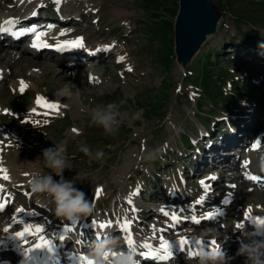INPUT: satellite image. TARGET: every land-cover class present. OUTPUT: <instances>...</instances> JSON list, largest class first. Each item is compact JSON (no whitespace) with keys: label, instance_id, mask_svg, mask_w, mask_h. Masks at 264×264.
Wrapping results in <instances>:
<instances>
[{"label":"rangeland","instance_id":"1","mask_svg":"<svg viewBox=\"0 0 264 264\" xmlns=\"http://www.w3.org/2000/svg\"><path fill=\"white\" fill-rule=\"evenodd\" d=\"M178 1L64 0L57 4L56 0H42L46 10L43 16H54L59 25L60 18L66 21L65 27L56 30L83 37L91 49L103 44L109 56L97 54L83 59V55H70L65 59L67 55H50L47 59L28 49L22 53L25 48L20 46L12 58L6 57L5 51L16 49L0 45V70L4 75L11 72L10 65L16 71L22 69L0 81V130L5 136L0 138V144L4 142V154L10 150L0 158L6 160L2 168L7 170L8 180L17 184L6 192L10 205L0 211V228L18 220L21 216L16 209L24 207L22 214L35 213L34 224L46 226L48 235L57 237L64 231L72 219L55 214V205L48 197L31 191V174L49 171L43 166V150L61 145L69 165L65 179L88 177L76 183L93 209L84 215L88 219L112 220L115 225L128 218L141 234L153 236L169 228L174 229L175 237L183 231L208 235L215 232L220 235L216 242L224 247L219 249L223 257L215 264H250L239 251L248 241L235 220L244 219L249 207L264 210V191L241 179L245 153L240 155L234 146L240 137L248 144L253 134L264 133V0H214L225 12L224 20L185 73L177 66L173 52ZM29 2L36 8L41 1L0 0V17L22 10ZM214 53L213 61L207 62V56ZM20 55L33 59V66L15 63ZM204 64L224 66L227 83L221 85L223 94L206 93L202 74L209 67L204 68ZM47 66H53L56 73L44 70ZM18 80L28 82L24 92L15 86ZM232 91L237 94L236 100L225 103ZM38 96L59 104V110L45 114L36 103ZM108 103L119 106L122 121L114 135H105L101 127L91 123L92 110ZM139 109L144 110L143 119H133ZM209 135L212 138L208 141ZM204 139L208 146L201 144ZM83 147L89 149L88 154L81 151ZM235 151L237 154L232 155ZM209 176L217 179L210 181L205 203L196 205L193 211L192 206L204 195L199 182ZM233 184L235 188L230 187ZM138 187L140 192L135 194ZM101 188L103 191L97 195ZM173 192L178 195L174 201L169 197ZM229 194L232 203L225 216L206 219L204 214L197 215L201 220L198 225L186 217L176 229L178 224L172 227L170 218L160 211L171 208L178 214H202L208 210L203 205L221 207L219 204ZM129 197L137 211L127 203ZM40 199L50 205V211L44 209ZM218 221L223 224L218 225ZM81 225L87 227L83 222ZM114 228L109 227V233ZM169 230L165 234L170 236L174 231ZM118 231L115 235L119 237L122 232ZM72 234L68 236L69 242H74L69 245L71 253L79 250ZM88 236L98 234L91 231ZM35 238L27 239L30 243ZM252 245L255 244L247 246ZM9 247L5 257L14 245ZM173 264H197V258L185 257Z\"/></svg>","mask_w":264,"mask_h":264},{"label":"snow or ice","instance_id":"2","mask_svg":"<svg viewBox=\"0 0 264 264\" xmlns=\"http://www.w3.org/2000/svg\"><path fill=\"white\" fill-rule=\"evenodd\" d=\"M21 2H23V0H21ZM56 3L59 4L61 3V0H56ZM18 21L16 20V18H9L8 20H6L3 25H0V33H8L9 31H11V34L13 36H23L25 33H34L35 34V38L32 42V47L34 48H50V47H55L57 50L59 51H63L67 48H83L84 45V38L83 37H78L75 40H63L60 41L59 43L52 45L50 43H48L47 40L44 39V37L47 35V33L45 31H40L38 30L36 25H33L31 27H19L17 29L16 25H17ZM11 25L12 28L10 29L8 26ZM49 28L54 27L53 25H49ZM65 32H61L60 35L63 36L65 35ZM121 60L125 59L124 57L120 58ZM131 71V68L129 69ZM0 76H2V70H0ZM94 79V78H93ZM27 88V84L24 81L20 82V91L24 92L25 89ZM36 103L38 105H40L41 107L47 108V109H52V110H59L60 105L56 104V103H50L48 102V100L45 99V97L43 96H38L36 99ZM7 112V110H5ZM75 131V130H74ZM262 144H264V141L261 140H256L254 142V144L252 145V148L254 150L259 149ZM250 162H245V165H247ZM0 176H2L3 179L7 180L10 179V177L7 175V170L4 168H0ZM246 178L248 180L251 181H262L264 180V177L260 176V175H248L246 174ZM217 179V177L215 176H209L206 177L204 179L200 180V185L203 187L204 190V195L200 196L199 199L195 202V204L192 206L193 211L196 210V205H200V204H204L205 200L207 198V195L209 193V191L211 190V184L210 181ZM231 188H235L236 185L233 184L230 186ZM3 190V185H0V192H2ZM31 191L33 192V190L31 189ZM103 189H97V195H99L100 192H102ZM140 192V188L138 187L135 190V194H138ZM34 193V192H33ZM230 195V194H229ZM127 203L132 207V211H137L134 207V201L131 197L128 198ZM223 204H230L231 201L228 198V196H226L223 200H222ZM9 204V200L8 198H3L0 199V211L5 210L8 207ZM160 211L163 213L164 216L169 217L170 220L172 221V227H175L177 224L182 222V219H186V218H182L181 215H179L177 212L175 211H169L166 210L165 208H161ZM16 212L18 213H23L25 212V208L24 207H20L18 209H16ZM222 211L217 208L216 211H209L207 213H205V218L206 219H212L218 215H222ZM33 215H35V213H33ZM246 219H249L253 224H256L262 228H264V216L261 215H253V209L251 207H249L247 209V211L244 214ZM15 220V217L13 218ZM191 222L193 224H200L201 220L199 218V216L197 215H193L191 217ZM16 223L18 224H23V227L18 230L15 231L14 234L11 236L12 239H16L19 240L21 242V244L23 245V247L21 248L22 254L24 256L27 257V259L29 261L35 260V256L33 255L34 253L37 252H43L46 251L50 254H55L56 251V246L53 243V240L51 238H49L47 235H45V226L41 225V224H33V223H25L23 221H19L16 220ZM93 223H97L96 221H93ZM134 221L128 219V218H124L122 221H116V224L113 225V221L112 220H107L104 222H99L97 224V227L99 229H105L107 230L109 227H119V229L125 233V239L127 241V246L133 249H137V243L136 240L134 239L133 236V232H132V225H133ZM237 228H242L244 227V225L242 223H238L236 225ZM11 228V225H9V227H6L4 229V231L7 233L9 232ZM153 230L155 231V226H152ZM65 233H68L70 231H72V229H70L67 225L64 228ZM161 232L164 231V229L160 230ZM27 237H37L35 243H33L31 246H27L29 241L27 239ZM98 239H104L103 236H97ZM60 241L65 240V235H60L59 237ZM160 243H159V247L153 245L151 242L145 241L143 242V244L140 246L143 250L140 251L138 254L144 258H158L161 260H169L170 258L173 257L174 253H173V246H172V242L165 239L163 236H160ZM196 243H203L202 240H197L195 241ZM179 244L181 246V248H185L187 246H190L191 241L187 236H180L179 238ZM211 244L214 247H218L217 242L215 240L211 241ZM113 255H115V253H113ZM189 255L195 257L196 253L193 251H189ZM105 258H107V254H105ZM79 261L80 264H95V261L90 259L88 256L86 255H80L79 256Z\"/></svg>","mask_w":264,"mask_h":264},{"label":"clouds","instance_id":"3","mask_svg":"<svg viewBox=\"0 0 264 264\" xmlns=\"http://www.w3.org/2000/svg\"><path fill=\"white\" fill-rule=\"evenodd\" d=\"M143 112V109H139L133 114V119L142 120ZM119 117V106L116 103H108L92 110L91 123L101 127L105 135H114L122 123ZM81 151L89 153L87 147H83ZM97 155L102 156L103 153ZM42 162L44 168L49 171L36 170L31 174L33 192L48 197L54 203L56 214L59 216L71 219L78 215L90 214L93 211L91 204L86 199L85 193L76 186L77 181L88 177L76 176L74 179H65L64 172L69 168L65 148L55 145L44 149ZM239 251L246 255L250 264H264V236L258 237L255 245H246ZM88 257L94 260L95 264H137V253L122 248L118 241L111 237L95 242ZM222 257V251L202 250L198 254L197 264H209V261L215 264Z\"/></svg>","mask_w":264,"mask_h":264},{"label":"water","instance_id":"4","mask_svg":"<svg viewBox=\"0 0 264 264\" xmlns=\"http://www.w3.org/2000/svg\"><path fill=\"white\" fill-rule=\"evenodd\" d=\"M174 20L176 63L186 72L204 45L219 32L224 11L214 0H179Z\"/></svg>","mask_w":264,"mask_h":264},{"label":"bare ground","instance_id":"5","mask_svg":"<svg viewBox=\"0 0 264 264\" xmlns=\"http://www.w3.org/2000/svg\"><path fill=\"white\" fill-rule=\"evenodd\" d=\"M34 1H38V0H34ZM41 2H38V4L36 5L35 4V6H36V8H37V6H43L44 4H45V2L44 3H42V0H40ZM62 1H64V0H62ZM32 4V3H31ZM31 4H29V5H31ZM34 5V4H33ZM36 8H34L33 6L30 8H27V10H34V9H36ZM58 17V16H57ZM60 20H65V19H62V18H60ZM67 33L68 34H70V32H68L67 31ZM69 36H66V35H63V36H61L60 34H59V36L57 37V35H50V36H48V38H49V40H50V42H52L53 44H56V42H57V39H60V40H65L66 38H68ZM3 39H5L6 40V38H3ZM19 44V43H18ZM17 44V45H18ZM88 45H90L89 43H87ZM2 46H7V45H5V44H1ZM93 46V45H92ZM91 47V46H90ZM90 47H86V48H89V52L87 53V54H90L91 56H93V55H100V54H102V55H104V56H109V54L107 53L108 51H107V46H105L104 47V45L103 44H101L100 46H96L95 48H93V49H91ZM102 47H104V50H102L101 48ZM9 48H12V47H9ZM16 50H13V51H5L6 53H5V56L6 57H16L17 56V54L19 53V48L17 49V47L15 46L14 47ZM21 49V48H20ZM28 49V51H31V52H33L34 54H36L35 52H34V50H31L30 48H25L24 50H27ZM95 49H97V51L95 50ZM1 50H3V49H0V56H1ZM10 50V49H9ZM15 51H18V52H15ZM82 52H85L84 50H82ZM67 54V53H66ZM62 56H65V55H62ZM11 60V59H10ZM63 60V59H62ZM15 63H19V65H20V63H23V65L25 66V64L27 63L28 64V66H30V67H32L33 66V62H34V60L33 59H26V58H23L22 57V55H20L19 56V58L17 59V60H15L14 61ZM36 64H37V62H36ZM66 64V63H65ZM13 65H14V63H13ZM21 68H23V66L21 65L20 66ZM50 70L49 72L50 73H53V74H55L56 73V71L53 69V66H47L46 67V69L44 68V70ZM22 69H20L19 68V70L18 71H16V70H14L13 69V66L12 65H10V73L9 74H6V75H4L3 73H2V76L0 77V81L1 80H4V79H8V77H9V75L11 76L12 74L14 75V74H17L18 72H20ZM33 74H31V76H32ZM33 79V82H34V80H36L35 78H32ZM20 82H21V80L19 81H17L16 82V87L17 88H19L20 87ZM26 84L28 85V82H26ZM29 87V86H28ZM71 101V100H70ZM66 102V101H65ZM68 102V101H67ZM226 132V131H225ZM4 134L1 132V130H0V138L1 139H4ZM9 137V136H8ZM210 138H212V135H209L207 138H206V140H210ZM13 139V138H12ZM206 140L204 139L203 141H202V143L201 144H204V147H205V145L206 146H208V144L209 143H206ZM3 142V141H2ZM3 144H4V142H3ZM1 145L0 144V156H2L3 158H5L6 157V155H7V153H9L10 154V150H7L6 151V154H4V145ZM262 146L264 147V144H262ZM201 147L203 148V146L201 145ZM218 147H216V149L215 150H218L217 149ZM6 149V148H5ZM202 150H204V148L202 149ZM2 157L0 158V168H2L3 166H2V164H4L5 165V167H6V164H5V159H2ZM250 162V163H248L247 165H245V162ZM245 162H244V168H245V171L242 173V175H241V179L242 180H244V181H249L247 178H246V174H248V175H250V173H247L246 172V169L247 168H251V169H256L254 166H259L258 167V169L260 170V172H258L257 173V175H261V176H264V160L262 161L261 160V158L260 157H256L255 156V153H252L249 157H248V159L246 160ZM1 178H2V176H0ZM3 179V178H2ZM246 183V182H245ZM244 183V184H245ZM226 197V196H225ZM231 197V195H228V198L229 199H231L230 198ZM3 198H5V196L4 197H2L1 199H3ZM232 203V202H231ZM230 203V204H231ZM230 204H225V205H222L221 207L219 206L218 208L222 211V213L224 212V211H226L228 208H229V206H230ZM216 209L217 208H215V209H212V210H210V211H216ZM253 209V215H261V216H263L264 215V210H261V209H258V208H252ZM245 211V210H244ZM247 211V210H246ZM245 211V212H246ZM205 213V212H204ZM18 214H20V216L22 217V216H24V218H23V220H21V217H19V221H23V222H25V223H33L34 224V220H36L37 219V217L35 216V215H33V214H30V215H23L22 213H18ZM194 214V213H193ZM186 215H187V213H182L181 214V216L182 217H186ZM197 215H199V214H197ZM18 216V215H17ZM32 221V222H31ZM244 222V223H243ZM238 221V223H242V224H244V225H247V224H245V221ZM247 223L252 227V230L255 228L254 226H253V223L248 219V221H247ZM7 227H9V225H11V228H10V230H9V232H5L6 234H8V235H10L11 233V231L14 233L15 231H18V230H20L22 227H23V224H18V223H16V221H11V222H8L7 224ZM248 226V225H247ZM4 228V227H3ZM109 229H107V230H105L104 229V232L103 233H106V234H108L109 233V231H108ZM173 229H170L169 230V232H171ZM135 232L136 234H139V232L140 231H138V229L136 228V227H132V232ZM240 231H242V230H240ZM255 231H256V233L255 234H252V235H255V236H259V237H261V235L263 234L261 231H258L256 228H255ZM3 232V231H2ZM122 232V231H121ZM243 232V231H242ZM244 234H250V228H249V230H244ZM12 233V234H13ZM45 235H48L47 233H44ZM97 234L98 235H101L102 233H100V232H97ZM122 235H123V232H122ZM121 234H120V236H122ZM68 236H70L71 237V234H69V232H68ZM180 236H187L190 240H191V238L192 237H197V236H205V234H199V233H193V232H186V233H179V236H176L174 239H176L177 241H179V238H180ZM94 237H96V236H94ZM117 237L118 236H116V238H114V239H117ZM210 237V239H212L214 236H209ZM28 238V237H27ZM66 239V238H65ZM31 240V239H30ZM65 241V240H64ZM11 244H15V243H19L20 241H9ZM121 242H123V241H121ZM210 242V241H209ZM34 243H35V240H34ZM211 243V242H210ZM0 244H1V241H0ZM121 244V243H120ZM32 245V244H31ZM82 245H85L87 248H89V249H92V247H91V245H89V244H86V243H82ZM172 245H173V242H172ZM157 247H159V244H157ZM210 247V249L209 250H213L214 248L212 247V245H210L209 246ZM201 248H202V245H199V243H196L195 241L193 242L192 241V246H190V249L192 250V251H200L201 250ZM86 253H88V252H86ZM137 253V257H140L139 259H140V262H141V264H144L145 262H144V260L143 259H146V258H144V257H142V256H140L138 253L139 252H136ZM77 258V257H76ZM78 259V261H79V258H77ZM79 263H80V261H79ZM149 264H153L154 262L153 261H149L148 262ZM70 264H78V262L77 263H75L73 260L70 262Z\"/></svg>","mask_w":264,"mask_h":264},{"label":"trees","instance_id":"6","mask_svg":"<svg viewBox=\"0 0 264 264\" xmlns=\"http://www.w3.org/2000/svg\"><path fill=\"white\" fill-rule=\"evenodd\" d=\"M258 39H259V36L257 37V40ZM213 57H215V53L212 55H208L206 58V61L207 62L213 61ZM220 60H221V58H219V61ZM203 67L206 68L209 66L204 64ZM226 73L227 72L224 71V66L222 64H220L219 66H216V67H209L206 72H203L202 79H204L205 81L202 82L203 83L202 86L205 89L207 94H213L214 95L216 92H217L216 95L223 94L221 85L224 83L225 84L227 83V81L225 80ZM229 94H231L229 96V101L226 100L225 103L232 102V101L236 100L237 94L235 91L229 92ZM213 99H216V97H214ZM222 100H224L223 97H222Z\"/></svg>","mask_w":264,"mask_h":264}]
</instances>
